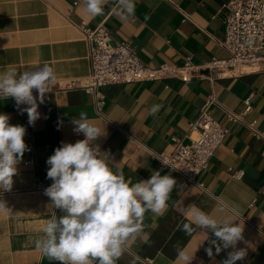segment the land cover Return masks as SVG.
<instances>
[{"label":"crops","instance_id":"obj_1","mask_svg":"<svg viewBox=\"0 0 264 264\" xmlns=\"http://www.w3.org/2000/svg\"><path fill=\"white\" fill-rule=\"evenodd\" d=\"M227 1L135 0L134 16L124 19L117 0H108L97 16L85 11L84 0H0V73L34 71L47 63L60 85L43 104L37 100L40 118L32 125L13 98L0 99V114H7L10 124L25 127L26 145L30 138L34 144L33 149L27 145L19 160L11 190L0 191V200L11 209L0 213V264H59L38 251L35 240L44 235L48 220L64 215L45 195L53 182L47 178L46 161L62 142L85 138L72 122L80 112L104 132L92 146L108 154L109 166L121 170L125 180L136 183L159 171L176 181L163 213H145L143 239L130 240L116 264H183L177 260L178 248L197 264H222L234 249L209 257L205 249L215 239L211 231L197 229L189 235L183 230L192 205L217 221L234 219L243 228L235 250H246V256L236 264H264V70L213 80L171 77L105 84L100 87V111L81 86L91 64L79 24L104 22L114 42L130 43L151 67L182 65L187 55L203 63L227 55L221 46ZM69 79H76L75 87H61ZM211 97L207 112L226 134L208 167L194 181L161 170L152 153L170 152L172 136L188 142L191 123ZM245 101L249 110L241 114ZM153 105L161 106L155 115L150 112ZM228 112L241 114V119L229 120ZM31 155L34 164L25 163Z\"/></svg>","mask_w":264,"mask_h":264},{"label":"clouds","instance_id":"obj_2","mask_svg":"<svg viewBox=\"0 0 264 264\" xmlns=\"http://www.w3.org/2000/svg\"><path fill=\"white\" fill-rule=\"evenodd\" d=\"M85 11L92 16L102 15L108 0H84ZM124 19L134 16L135 0H117ZM54 69L45 63L34 71L0 73V99L13 98L21 114L27 113L30 125L40 118L39 104L44 103L49 85L55 82ZM36 90L38 96L33 95ZM39 100V104L37 103ZM21 105H27L20 108ZM160 105H153L155 115ZM7 114H0V191H10L17 164L27 149L25 127L9 123ZM74 131L84 135L83 140L61 143L46 161L50 166L47 178L52 184L45 189L52 205L64 215L53 216L43 228L44 235L35 240V247L50 260L59 264H116L128 251V242L143 239V219L146 212L159 215L176 181L170 175L153 172L147 180L133 183L125 180L121 170L113 171L109 157L92 142L104 132L89 121L86 112L73 117ZM183 230L191 235L200 229L211 231L215 239L205 249L209 257L232 248L222 264H236L246 256V250L236 249L242 239L243 228L237 221L224 218L217 221L210 214L192 205ZM11 212L0 200V213ZM146 242V241H145ZM213 247L215 253H213ZM177 260L191 264L185 250L177 249Z\"/></svg>","mask_w":264,"mask_h":264},{"label":"built area","instance_id":"obj_3","mask_svg":"<svg viewBox=\"0 0 264 264\" xmlns=\"http://www.w3.org/2000/svg\"><path fill=\"white\" fill-rule=\"evenodd\" d=\"M227 13L223 19L224 35L221 46L227 55L222 58L211 57L203 63H194L187 55L182 65L164 63L159 66H148L138 57L137 50L127 41L114 42L108 27L101 22L93 27L81 23L78 26L88 43L90 73L81 86L93 95L97 110L104 104V95L100 87L110 83H127L150 81L164 78H178L183 82L192 78L213 80L218 77H234L252 70H264V0H228L225 5ZM76 79L63 83V88L75 87ZM60 88L57 82L49 85V92ZM33 95L38 96L36 90ZM213 97L207 99L196 120L190 125L188 142L177 136L171 137L172 150L165 154L152 153L165 171L178 173L185 180L194 181L195 177L205 170L211 157L223 143L226 128L207 112ZM243 112L249 110L247 101ZM21 108L27 105H21ZM241 114L228 112L229 120H240ZM33 149V139L27 141ZM34 155L25 163L34 164ZM201 186V184H199ZM144 262L150 263L145 257ZM191 264H197L192 262Z\"/></svg>","mask_w":264,"mask_h":264}]
</instances>
